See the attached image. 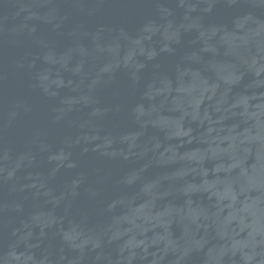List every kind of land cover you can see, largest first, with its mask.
<instances>
[{
    "label": "water",
    "instance_id": "obj_1",
    "mask_svg": "<svg viewBox=\"0 0 264 264\" xmlns=\"http://www.w3.org/2000/svg\"><path fill=\"white\" fill-rule=\"evenodd\" d=\"M0 264H264V0H0Z\"/></svg>",
    "mask_w": 264,
    "mask_h": 264
}]
</instances>
